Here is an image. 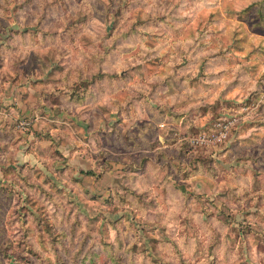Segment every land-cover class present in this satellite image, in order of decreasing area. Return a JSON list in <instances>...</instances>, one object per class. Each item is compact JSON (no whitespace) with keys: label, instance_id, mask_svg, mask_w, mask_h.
Returning <instances> with one entry per match:
<instances>
[{"label":"rangeland","instance_id":"rangeland-1","mask_svg":"<svg viewBox=\"0 0 264 264\" xmlns=\"http://www.w3.org/2000/svg\"><path fill=\"white\" fill-rule=\"evenodd\" d=\"M0 249L264 264V0H0Z\"/></svg>","mask_w":264,"mask_h":264},{"label":"built area","instance_id":"built-area-1","mask_svg":"<svg viewBox=\"0 0 264 264\" xmlns=\"http://www.w3.org/2000/svg\"><path fill=\"white\" fill-rule=\"evenodd\" d=\"M219 134L217 136H212L211 138L207 135H201L199 137H195L191 139V144L196 146V145H203L205 143H209L210 139L211 141H216V140H221L225 139L227 137V132L229 130V125L228 124H219Z\"/></svg>","mask_w":264,"mask_h":264},{"label":"trees","instance_id":"trees-1","mask_svg":"<svg viewBox=\"0 0 264 264\" xmlns=\"http://www.w3.org/2000/svg\"><path fill=\"white\" fill-rule=\"evenodd\" d=\"M255 5H256V4H254L253 7H254ZM259 5H260V4H259ZM97 77H98V75H97ZM103 77H105L104 74H101V75H99V78H97V79H102ZM184 151H185V148H183V153H184ZM2 253H3V250L0 249V257H1V255H2Z\"/></svg>","mask_w":264,"mask_h":264}]
</instances>
